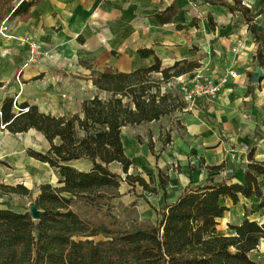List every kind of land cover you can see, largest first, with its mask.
Instances as JSON below:
<instances>
[{
  "label": "crops",
  "instance_id": "0c3cea01",
  "mask_svg": "<svg viewBox=\"0 0 264 264\" xmlns=\"http://www.w3.org/2000/svg\"><path fill=\"white\" fill-rule=\"evenodd\" d=\"M196 1L200 4L194 0H44L27 22H8L10 34L16 38L31 36L42 44L43 53H48L23 70L22 87L16 77L27 51L17 39L0 37V111L5 98L19 95L18 105L27 103L44 114L62 117L81 113L85 100L106 95L94 86L92 73L112 68L115 73L129 74L149 68L155 58H143L142 50L154 51L164 68L180 61L200 64L184 75L201 71L217 80L231 71L238 74V79L230 80L215 99L199 101L177 117L181 127H176L170 144L164 145L155 137L153 152L148 148L147 136L155 122L122 129L125 154L133 162L129 174L145 179L151 176L157 192L151 194L153 197L139 193L152 206L146 202L149 206L141 212V221L153 222L158 217L156 212L175 203L190 185H203L217 177L229 184H244L248 166L264 162V69L257 84L247 74H254L258 68V46L240 14ZM259 2L264 0H244L252 8ZM173 4L178 8L173 22L161 25L157 13ZM138 136L144 143L138 142ZM30 149L46 153L50 143L34 129L16 135L0 130V184L23 185L38 197L42 185L59 182V177L47 163L29 157ZM251 150L255 151L253 160ZM222 164L223 171H209ZM69 165L82 172L92 169L87 160ZM109 169L125 176L119 163L110 164ZM159 170L169 177L165 189L158 180ZM257 182L261 197H241L236 205L227 199L230 210L219 222L218 235L228 236L229 226L241 224L246 214L264 224V175ZM120 189L124 195L131 187L122 183ZM20 198L0 191V210L21 211L14 208ZM260 247L264 255V239Z\"/></svg>",
  "mask_w": 264,
  "mask_h": 264
},
{
  "label": "trees",
  "instance_id": "16d2710c",
  "mask_svg": "<svg viewBox=\"0 0 264 264\" xmlns=\"http://www.w3.org/2000/svg\"><path fill=\"white\" fill-rule=\"evenodd\" d=\"M43 1L0 0V27L3 22H27L33 9ZM194 3L200 4L196 0ZM203 3L241 15L258 46L257 66L264 69V2L255 8L247 7L244 0ZM177 12L173 4L156 17L161 25H167ZM212 19L210 16L214 28ZM140 55L154 56L155 64L129 74L115 73L112 68L93 72L94 86L108 97L97 95L85 100L78 114L57 117L41 113L27 103L19 108L29 111L18 113L14 98H5L1 112L6 130L16 135L34 129L48 140V152L30 149L27 154L50 165L59 177V186L42 185L40 194L34 197L33 191L23 185L0 184L3 194L28 197L42 211L41 219L34 221L29 208L0 210V264H264L251 255L264 239V224L250 220L246 214L241 224L229 226L228 236L218 235L217 230L230 210L227 199L236 205L241 197L262 196L257 179L264 175V162L248 166L244 184H229L225 178L217 177L213 182L188 186L175 203L156 212L161 216L156 222L126 220L129 215L113 213L111 201L121 196L123 179L110 171L112 163L122 166L125 181L132 189L139 185L145 192L156 193L151 187V176L148 182L140 174L129 175L133 162L125 154L122 129L158 122L187 108L185 102L176 103L177 97L172 93L162 94L152 76L158 74L161 83L168 84L200 68L199 63L189 61L164 68L154 51L142 50ZM247 74L252 80L253 74ZM148 138L147 146L153 152L152 135ZM137 140L144 143L139 136ZM171 142L170 135L162 140L164 145ZM254 153L251 150V160ZM77 160L90 161L91 171L82 172L69 165ZM224 169L222 164L209 171ZM158 180L165 189L169 181L166 173L159 170ZM98 237L103 240L96 241Z\"/></svg>",
  "mask_w": 264,
  "mask_h": 264
},
{
  "label": "rangeland",
  "instance_id": "374dc122",
  "mask_svg": "<svg viewBox=\"0 0 264 264\" xmlns=\"http://www.w3.org/2000/svg\"><path fill=\"white\" fill-rule=\"evenodd\" d=\"M23 51H27L26 48H23ZM152 80H154L155 84L158 85L157 87H160L161 89V93L165 94L167 91L172 93L173 97H177V102H184L183 97L180 93V88L178 87V85L175 84L174 80L172 79L168 84H163L160 81L161 76L158 74H154L152 76ZM107 95L103 96V99H107ZM180 97V98H179ZM179 99V100H178ZM177 105V104H176ZM179 105V104H178ZM183 113V111H179L176 110L175 112L165 116L164 118H162L160 121L155 122L154 124V129L153 130H149V134L152 135V141L153 139L156 137V140H165L169 135L172 137L173 133L176 131V127H181L180 122L177 120V117H179V115ZM147 125V124H146ZM148 134V136H149ZM147 136V140L149 139ZM137 174V173H133ZM130 175V174H129ZM122 177V176H121ZM123 181L122 183H126L125 179H126V174L124 177H122ZM148 182H151L150 178H146ZM121 183V184H122ZM127 184V183H126ZM54 187H58V182H55L52 184ZM127 187H130L127 184ZM151 187L154 188V182L151 183ZM36 188V193L39 192V186L35 187ZM121 188V186H120ZM155 189V188H154ZM119 189V193H120ZM156 190V189H155ZM139 193H146L147 197H153L151 194H156V193H149V192H145L143 190L142 187H140L139 185H136L134 189H128L127 192L122 195L120 193V197H117L115 199H113L111 201V204L113 205V213L116 215H124L127 216L129 215L130 217L124 218L126 220H130V219H138V220H142V211L143 209H146L149 205L151 206V204H147L146 202V196L141 195ZM142 196V197H141ZM146 198V199H145ZM17 205L14 206L15 209L17 210H25L26 208H28L29 204L32 203L30 198L25 199V197H21L18 201H17ZM152 207V206H151ZM160 215L157 217V219H154L153 222H156L157 220L160 219ZM103 240L102 237H98L96 238V241H100ZM263 253V247H260L257 251V253L252 254V257L258 261H264V255H262ZM261 256H259V255Z\"/></svg>",
  "mask_w": 264,
  "mask_h": 264
},
{
  "label": "built area",
  "instance_id": "2783aa9c",
  "mask_svg": "<svg viewBox=\"0 0 264 264\" xmlns=\"http://www.w3.org/2000/svg\"><path fill=\"white\" fill-rule=\"evenodd\" d=\"M246 6L252 8L249 4ZM0 37L8 40L17 39L20 44L27 49V59L16 77L18 84L22 87L21 75L23 70L40 61L42 57L48 53H43L42 44L33 37L24 36L21 38H16L14 35L10 34L8 22L2 23L0 27ZM236 79H238V74L234 71L229 72L225 76H221L217 80H212L206 77L201 71H196L192 75H181L174 78L173 80L180 88V93L182 94L183 100L187 104L188 108L195 107L199 101L207 102L215 99L220 94L222 88L229 84L230 80ZM18 98L19 95L14 99V110L18 113L28 112V108H19ZM2 116L3 114L0 111V130H6L7 124L2 123Z\"/></svg>",
  "mask_w": 264,
  "mask_h": 264
},
{
  "label": "water",
  "instance_id": "95a60500",
  "mask_svg": "<svg viewBox=\"0 0 264 264\" xmlns=\"http://www.w3.org/2000/svg\"><path fill=\"white\" fill-rule=\"evenodd\" d=\"M263 76L262 68L258 67L255 73L252 75V82L257 84L261 81ZM31 217L34 221H39L42 217V211L38 208L37 204L32 202L28 206Z\"/></svg>",
  "mask_w": 264,
  "mask_h": 264
}]
</instances>
